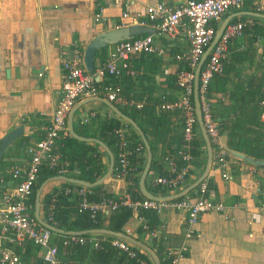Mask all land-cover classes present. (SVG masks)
<instances>
[{
	"label": "crops",
	"instance_id": "1",
	"mask_svg": "<svg viewBox=\"0 0 264 264\" xmlns=\"http://www.w3.org/2000/svg\"><path fill=\"white\" fill-rule=\"evenodd\" d=\"M184 1L186 0H0V141L7 132L19 125L23 126L22 135L16 137L7 146L3 158L0 159V175H4L6 180L4 184H0V194L5 188H12L15 185L9 175V169L13 164L23 163L29 158L25 146L33 144L40 138L51 123L61 93L62 60L70 54L73 45L78 44L84 51L88 41L97 33L138 23L144 19L148 5L165 2L175 6ZM263 7L264 0H246L239 10H230L219 21L213 22V26L218 29L222 20L228 15L238 14L231 18L230 23L248 17L254 18V25L244 29L243 33L231 40L227 46L223 65L224 76L228 78L226 92L217 93L214 99L218 105L216 108L214 106L217 112L214 117L218 123L220 140L228 149L227 163L226 166L219 167L214 159L216 150L212 144L213 161L203 181L207 184L206 195L216 202L223 203L224 209L210 211L200 216L193 228L192 236L185 241L186 250L180 260L181 264H264V209L262 208L264 166L254 165L234 156L230 152L235 150L229 148L227 144L231 131L230 123L234 121L236 113H239L240 106L246 103L238 93L232 98L228 97V94L242 85L247 87L252 84V87H255L258 84L264 90V18L250 15V12L264 14L261 10ZM95 14L101 15L98 21L95 20ZM155 39V44L165 48L166 54L134 56L130 62L134 74L124 73L118 79L106 78L108 81L116 80L115 83L122 87L124 99L131 102V104L122 101L114 103L125 114L131 112L133 107L139 108L144 105L151 94L162 95L161 104L164 101H172L178 95V90L170 87L167 76L174 74L181 63L174 56L188 49V39L184 35L171 37L158 34H155ZM113 47L114 44H110L96 52L95 67ZM246 50L250 52H245V56L236 58L240 51ZM251 76H260L259 82H249ZM86 98L88 97L79 99L75 104L86 101ZM263 100L264 96L259 102L261 108L259 122L264 121ZM252 104L253 101L247 105L248 111ZM162 111L174 113L162 123V134L145 135L155 146L154 151L151 147L152 158H159L167 171L166 175H172L175 172H172L169 163L171 158L168 156L170 152L167 144L177 132L181 131L179 125L181 126L182 119L177 110ZM112 117L119 118L106 104L97 100L89 101L81 104L74 112V129L81 136L103 141L98 127L103 120ZM84 118L87 121L81 123ZM120 120L127 124L124 120ZM124 123L121 128L127 137L130 129ZM261 130L264 131V128ZM83 142L98 147L102 152L103 162L108 166L109 157L98 143ZM171 147L185 149L182 144L176 143ZM162 150H165V154ZM113 154L115 155L114 152ZM114 158L116 161V156ZM138 161V166L142 165L143 169L146 161L145 149ZM202 161L201 167H189L193 168L190 174L175 188L154 183L155 177L166 176L159 174L160 170L157 167L150 176L147 175L146 187L158 196L181 191L201 175L205 165L204 157ZM141 172L142 170L131 183L126 179L116 178L112 172V175L102 183L104 190L111 195L110 198L133 199L128 189L132 186L134 192L139 191L141 194L138 186ZM77 173L78 169L74 168L67 173V176L78 178ZM223 173H226V176H223ZM60 184L61 181H56L50 188L46 187L44 192L51 191L53 187L59 188ZM134 184H137V187ZM198 186L172 200L181 198L194 200L199 196ZM132 211L133 216L124 226L125 234L148 245L155 253L157 250L164 252L168 247H176L183 242L187 229L186 210L168 207L155 213L145 208L144 210L132 208ZM97 235L101 234H89L88 238L92 246V241L99 239ZM55 241L56 237L53 235V244ZM126 242L131 247L144 251ZM27 244L30 250H26ZM59 254L62 258L60 252ZM74 255L76 253L73 251V258ZM90 256V254L85 255L81 264L94 263L88 260ZM165 257L167 258L166 255ZM78 258L82 259L80 256L76 257L73 264H78ZM20 259V264H44L38 247L30 241L25 244Z\"/></svg>",
	"mask_w": 264,
	"mask_h": 264
},
{
	"label": "built area",
	"instance_id": "2",
	"mask_svg": "<svg viewBox=\"0 0 264 264\" xmlns=\"http://www.w3.org/2000/svg\"><path fill=\"white\" fill-rule=\"evenodd\" d=\"M246 0H186L175 6L165 2H159L146 7L145 18L138 21L141 25L150 26L154 32L136 35L114 44L113 49L107 54L103 61L92 70H87L84 65L83 51L78 44L73 45L70 54L62 60V85L58 105L55 108L50 125L33 144L25 146L29 158L23 163H15L9 169L11 179L15 185L12 188H5L0 194V264H20V253L17 249L23 250L25 244L30 241L40 251V257L44 264H67L60 257L59 250L52 242L53 233L35 219L31 198L33 187L36 184L39 171L42 166L56 171V175H65L71 170L67 161L61 160V154L57 150V142L63 138L67 131V116L75 103L84 97L100 96L117 103L127 102L122 96V87L106 78H119L121 75L134 74L131 70V59L140 54L164 55L166 50L158 47L155 42V34L177 37L184 35L189 42L185 52L177 53L174 57L177 61L185 64L177 72L176 84L178 95L172 101H164L160 108L163 110H177L182 118V139L188 147V143L195 137L197 130V117L193 100L194 92V70L204 53L207 45L215 35L216 29L213 22L230 10H239ZM264 11V7L261 8ZM101 18L95 14V20ZM254 25V18L248 17L229 23L220 40L208 55L199 74V99L202 120L209 136L211 144H214L216 153L214 159L219 167L226 166L228 149L221 143L218 123L213 116L212 104L206 96L208 86L214 74L223 69V61L229 42L240 36L245 28ZM99 79V80H98ZM105 79V80H104ZM264 104V100L262 101ZM87 119L81 120V123ZM116 136L117 154L113 167V174L116 178L126 179L131 183L139 173L138 158L143 152L142 144L130 145L125 136L123 128L114 129ZM134 157L133 161L131 157ZM185 159L191 155L186 152ZM172 172L166 176H157L154 183L167 188L179 186L189 174V166L178 169L176 163L169 159ZM226 176V173H223ZM6 182L0 177V184ZM199 196L194 200L181 198L172 201H157L149 198L130 199L125 198H103L100 201L88 199L89 189L81 186L64 187V195H75L78 197L79 212L88 210L91 216L99 211L114 210L120 205L129 208H151L160 212L163 208H177L186 210L185 238L176 247H168L166 256L169 264H181L180 260L186 250L185 241L193 232L194 226L198 223L200 216L210 211H223L224 204L216 202L206 195L207 184L202 181L198 186ZM57 195L53 193L49 208L55 205ZM264 209V204L262 205ZM51 218V217H50ZM152 235V234H151ZM87 238L82 236L69 235L65 242L86 243ZM90 241V240H89ZM94 247L98 246V240L92 241ZM112 244L124 250L130 257H135L137 252L124 240L115 238ZM140 264H147L145 259H139Z\"/></svg>",
	"mask_w": 264,
	"mask_h": 264
},
{
	"label": "trees",
	"instance_id": "3",
	"mask_svg": "<svg viewBox=\"0 0 264 264\" xmlns=\"http://www.w3.org/2000/svg\"><path fill=\"white\" fill-rule=\"evenodd\" d=\"M256 28L257 26H255V29ZM245 52L250 51H240L236 58L238 56H245ZM224 62L225 60L223 61V65ZM182 64L179 63L174 74L167 76V81L169 82L171 88L177 89V72L182 68H187L185 64ZM224 70L225 67L223 66L221 72L214 74L208 86L206 96L210 99L213 106V116H215V113H217L216 110H214V106L215 108L218 106L217 103L214 102L215 95L217 93L226 92V84L228 82V78L224 76ZM259 79L260 76H251L249 78V82H259ZM115 81L113 79V82ZM236 93H238L242 101L246 103L240 106L239 113H236L234 121L230 123L231 131L228 136V147L232 150L243 152L255 159H264V131L261 130V128H264V121L259 122V113L261 112L259 102L260 99L264 96V90H262L260 88V85L258 86V84L255 85V87H252V84L251 86L248 85L247 87L242 85L240 87H236L235 90L230 92L228 94V97L232 98L234 95H236ZM170 98L168 97V99ZM251 101H253V104L249 108L250 111H248L246 107H248L247 105H249ZM161 102L162 95L151 94V96L148 97V100L145 101L144 105L139 108L133 107V110L129 113L127 112V114H129L134 120L138 122L145 134L156 136L157 133H160L159 135H161L162 123H164L170 115L174 114L173 112L162 111L159 108ZM123 123L124 122H122L119 118L112 117L110 119L103 120L98 127L101 133L100 135L102 140L115 153L114 156H116L117 153V139L113 131L116 128H120ZM125 125L130 129V134H127L130 145L134 146L137 143L142 144V141L136 131L129 124ZM179 127H181V131L177 132L175 134L176 136H174V138H172V140L167 144V148L169 149L168 151L170 152V155H172H168L169 158H171L176 163L177 168L179 169L183 168L186 165H188L189 167H201L203 165V157L205 161L206 150L198 126V131L196 130V135L188 143V147H185L186 143L182 139V122L181 126L179 125ZM149 142L154 151L155 146L153 144V141L149 140ZM175 143L179 145L182 144L185 149L180 150L179 147L173 149L171 146ZM57 150L61 154V160L67 161L71 170H73L74 168L78 169V178L93 182L106 171L107 165L102 160V152L94 144L92 145L91 143L89 144L87 142L79 141L66 133V135L57 142ZM165 150H162L163 154H165ZM186 152L191 155L190 159L184 158V154ZM131 159L133 161L135 160L133 156L131 157ZM157 167L160 170L159 174H167V171H165L164 166L161 164L159 158L155 157L152 159L148 176H150V173ZM191 169L193 168H189V174ZM141 170L142 165L139 167V172ZM55 175L56 171L50 170L45 166L41 167L36 184L33 187V195L31 198V204L33 205V208L36 189L45 179ZM0 177L5 178L4 175H0ZM73 185L75 184L61 181V187H53L51 191L48 190L43 193L41 201V214L43 213L42 216L46 221L58 228H62L65 230H89L92 228L105 227L113 231L124 233L126 232L124 230V226L133 216L132 208L120 205L114 210H109L107 212L99 211L95 213L94 216H91V213L88 210L79 212L78 197L75 195L63 194L64 187H72ZM134 186L137 187V184H134ZM132 188L134 187L130 186L128 190L130 191L133 199H144V196L141 195L139 191L134 192ZM88 189L90 191L88 194V199L91 201H100L103 198H110L109 196H111L104 190V184H99ZM53 193L57 195V200L52 210H50L49 205ZM142 209L144 210V208H141V210ZM145 210H151L150 212L154 213L157 212L155 209L151 208H147ZM52 233L56 237L55 245L61 253L62 259L65 260L67 264H73V260L78 256L82 257V259L78 258L79 260L77 261L78 264H81L82 262H84L83 257L87 254L91 255L88 259L89 261L99 264H140L139 259H145L147 264H152V262L150 261L151 259L144 251H139L132 247L137 252V255L135 257H130L124 250L115 247L112 244V240L117 237L112 235H97V237H99V239H97L98 246L94 247L90 244L88 238L89 233L81 235L82 237L87 238V241L84 244L70 242L67 243L65 241L69 239V236L57 234L54 232ZM26 250H30L28 244ZM17 251L19 253H22L21 249H17ZM73 251L74 253H76V255H74V258ZM156 254L160 260V264H169V259L165 257L166 250L164 252L157 250Z\"/></svg>",
	"mask_w": 264,
	"mask_h": 264
},
{
	"label": "water",
	"instance_id": "4",
	"mask_svg": "<svg viewBox=\"0 0 264 264\" xmlns=\"http://www.w3.org/2000/svg\"><path fill=\"white\" fill-rule=\"evenodd\" d=\"M250 15L255 16V17H262L264 18L263 13L259 12H250ZM238 16V14L234 15H228L226 16L222 22L220 23L218 29L215 32L214 37L212 38L211 42L207 45L204 53L202 54L195 70H194V92H193V100H194V106H195V113L197 117V125L200 130L204 145H205V152H206V159H205V165L204 169L201 173V175L195 179L193 182H191L189 185H187L185 188H183L181 191H178L176 193H172L169 195L165 196H158L155 195L153 192H151L149 189L146 187V177L148 175V172L151 167V162H152V157H153V152L151 149V145L143 131V129L139 126V124L129 115L125 114L123 111H121L113 102L107 100L106 98H102L99 96H92L86 98L87 100L80 103V104H75L69 111L68 116H67V131L69 135L73 138H76L81 141H88V142H96L98 143L107 153L109 157V162L106 171L95 181L89 182L87 180H84L82 178H77V177H69L65 175H55L52 177H49L45 179L36 189L35 192V200H34V211L33 215L35 219L40 223L41 226L46 227L47 229L51 230L54 233L57 234H63V235H74V236H81L87 233H97V234H107V235H112L117 238H120L124 241H128L131 244H134L144 250V252L149 256L153 264H160V260L157 256V254L146 244H143L136 239L132 238L131 236L123 233V232H118V231H113L111 229H106V228H92L89 230H65L62 228H58L54 226L53 224L49 223L46 221L42 214H41V201L43 197V193L45 188L50 182H56V181H64V182H69L72 184H77L84 186L86 188H91L94 186H97L99 184H102L107 178H109L112 175L113 172V167L115 165V158L114 154L111 151V149L101 140L93 137H85L77 134V132L74 129L73 125V119H74V112L76 109L83 103L89 102V101H101L104 104L108 106V108L116 114L120 119L124 120L127 124L131 125L132 128L137 132L138 136L140 137L143 147L146 152V161L144 164V167L142 169L139 181H138V186L141 194L149 199L157 200V201H170L172 199L178 198L185 193L193 190L195 187H197L207 176V173L211 167V163L213 161V151H212V144L209 139V136L206 132L203 120H202V114L200 110V99H199V74L201 71L202 66L204 65V62L206 61L208 55L214 48V46L218 43V41L221 38V35L224 32L225 27L230 23L231 18ZM154 32L153 28L150 26L146 25H141L139 23H132L129 25H124V26H119L115 28H111L105 31H101L94 35L86 44L84 51H83V59H84V65L87 70H92L94 67V58L96 55V52L99 49H103L107 47L110 44H115L119 41L125 40V39H130L133 36L139 35V34H145V33H152ZM99 80V79H98ZM23 133V126L19 125L15 127L13 130L7 132L1 139L0 141V159L4 153V150L7 148V146L18 136L22 135ZM234 156L242 158L254 165H259V166H264V159H255L250 156H247L241 152L237 151H232L230 152ZM90 264H96V263H90Z\"/></svg>",
	"mask_w": 264,
	"mask_h": 264
},
{
	"label": "rangeland",
	"instance_id": "5",
	"mask_svg": "<svg viewBox=\"0 0 264 264\" xmlns=\"http://www.w3.org/2000/svg\"><path fill=\"white\" fill-rule=\"evenodd\" d=\"M198 131V130H197ZM107 169V168H106ZM74 175V174H73ZM54 184V182H50L48 185H47V188H50L52 185ZM42 215H43V213H42ZM151 261V260H150ZM152 262V261H151ZM152 264H153V262H152Z\"/></svg>",
	"mask_w": 264,
	"mask_h": 264
}]
</instances>
